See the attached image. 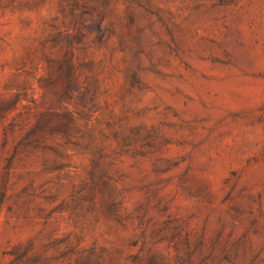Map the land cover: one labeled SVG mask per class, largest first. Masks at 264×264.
<instances>
[{
	"label": "rangeland",
	"instance_id": "374dc122",
	"mask_svg": "<svg viewBox=\"0 0 264 264\" xmlns=\"http://www.w3.org/2000/svg\"><path fill=\"white\" fill-rule=\"evenodd\" d=\"M0 264H264V0H0Z\"/></svg>",
	"mask_w": 264,
	"mask_h": 264
},
{
	"label": "trees",
	"instance_id": "16d2710c",
	"mask_svg": "<svg viewBox=\"0 0 264 264\" xmlns=\"http://www.w3.org/2000/svg\"><path fill=\"white\" fill-rule=\"evenodd\" d=\"M66 67H67V74L65 75V78L67 79V82H70V70H71V67H70V57H68L67 59H66ZM44 117H45V115H42L41 117H40V119L37 121V123H36V125H39L38 127L36 126V129L33 131L34 133L36 132L37 133V131H39V130H43V128H42V124L44 123V121H43V119H44ZM32 132V133H33Z\"/></svg>",
	"mask_w": 264,
	"mask_h": 264
}]
</instances>
